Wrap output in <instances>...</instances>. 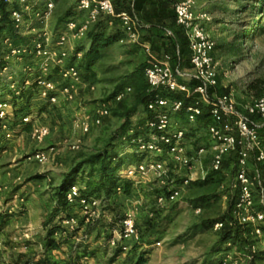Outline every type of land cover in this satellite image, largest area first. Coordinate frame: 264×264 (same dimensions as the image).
I'll return each mask as SVG.
<instances>
[{
	"label": "rangeland",
	"instance_id": "rangeland-1",
	"mask_svg": "<svg viewBox=\"0 0 264 264\" xmlns=\"http://www.w3.org/2000/svg\"><path fill=\"white\" fill-rule=\"evenodd\" d=\"M0 3L7 5L15 30L27 38L22 45H29L31 49L35 40H46V37L54 41L52 47L56 49L57 39L66 30L59 25V18L68 7L75 5L74 0H54L52 15L46 21L37 14L45 9L42 0H29L28 7L15 0H0ZM15 8L22 10L19 27L13 15ZM196 11L207 13L206 28L217 45L214 55L219 62V88L216 94L232 92L243 111L257 98L258 91H264V0H196ZM67 32L68 51L80 44L86 46L85 38H73L72 33ZM6 38H1L0 59L4 57L7 66L0 75L7 86L0 91V101L9 102L10 119L5 122L7 129L3 128L0 140V264H33L36 259L46 257L51 264H133L136 247L137 252L144 253V264H223V258L226 264H251L253 247L263 255L264 264V236L254 234L252 227L242 226L244 233L240 241L228 246L220 242L219 230L205 225L228 210L235 193V175L231 169L219 174L218 183L196 184L197 181L192 180L185 184L190 178V169L175 170L165 184L155 177L135 182L129 194L117 189L111 197L100 196L104 202L99 214L89 222L78 213V207H68L67 213L78 217V225L64 236L63 248L47 251L48 229L59 217L51 221L59 207L56 191L77 161L102 149L124 124L125 119L120 115L132 104L134 94L117 100L113 92L119 86H130L122 83L144 61V54L130 56L131 45L112 44L103 59L94 65L95 78L87 73L84 82L70 90L71 97L62 94L57 105L46 108L49 105L35 87L25 84L27 78L30 83L35 80L40 59L34 53L7 59ZM70 59L80 68L83 57L72 54ZM52 76L62 83L57 68H52ZM103 104L109 108L110 115L98 126L93 119L97 108ZM25 106L34 117L33 126H47L49 135L38 139L32 128L14 133L15 126L9 125L14 113ZM86 118L91 123L88 133L81 127ZM144 120L145 111L140 108L131 122ZM258 121L264 123V120ZM188 127L194 128L193 125ZM7 132L13 135L7 137ZM260 132L264 137V126ZM194 136L195 146L209 145L205 130H197ZM77 145L79 147L74 148ZM118 149L122 157L134 156L125 165L142 159L127 140ZM39 153H45L48 159L38 161ZM203 166L209 170V154ZM195 171L201 175L200 166L194 168ZM73 182L76 181L73 179ZM174 184L182 186L179 198L160 205L158 195ZM206 194L218 197L208 204L198 203ZM129 212L134 216L138 233L137 237L123 241L121 219ZM148 221L160 228L159 235L153 239L146 235ZM197 224L201 228L195 227ZM124 245L127 250H122Z\"/></svg>",
	"mask_w": 264,
	"mask_h": 264
},
{
	"label": "built area",
	"instance_id": "built-area-1",
	"mask_svg": "<svg viewBox=\"0 0 264 264\" xmlns=\"http://www.w3.org/2000/svg\"><path fill=\"white\" fill-rule=\"evenodd\" d=\"M11 1V0H9ZM23 6H29V0H15ZM45 9L37 13L41 19L49 20L54 8V0H42ZM117 0H74L77 9L86 13V19L79 22L71 19L65 26V32L59 36L53 49L54 41L49 37L35 40L33 49L29 45H13L10 38H6V58H19L30 53L40 59L38 75L35 80L25 79L26 85H33L38 95L46 100L50 106L58 104L60 95L70 96V90L74 86L84 82L82 72L74 64H67L69 51L66 45L69 33L73 38L83 37L91 25L102 16H111L119 20L122 34L119 42L129 45L142 44L141 20L134 10H116ZM22 10H13L17 26L21 23ZM176 22L181 27L188 40L191 51V70H185L181 66L174 68L167 56L165 59H154L145 69V76L150 89L156 94L152 98L145 111V120L132 129L126 140L133 147L134 152L142 159L138 163L127 164L119 171L122 179L138 181H150L152 177L165 184L171 179L175 170L190 169L191 175L184 182L205 180L211 171H221L224 161L231 156L236 158L235 174V220L242 226L252 227L253 233L259 237L264 236V209H258L256 203L264 207V179L260 165L264 164V142L261 136V128L258 120H264V94L254 98L242 111L232 92L224 94H212V89L219 84V62L215 58L216 41L206 28L205 18L207 13L198 14L196 0H180L175 4ZM19 27V26H18ZM150 51V49H147ZM82 57V53L77 54ZM52 68H57L62 83L52 76ZM14 84L11 85L13 87ZM131 87H125L115 95V99L121 100L131 92ZM163 93H166L163 94ZM182 93L186 98L192 99L185 104L182 98H173L170 94ZM17 94H20L18 91ZM169 94V95H167ZM71 97V96H70ZM210 107L212 121L205 126L198 125V119L203 114L201 104ZM9 102L0 101V119L4 121L3 128L7 129L6 121L10 119L8 112ZM110 115L106 104L97 108L94 115V123L102 125L104 119ZM178 115H184L180 120ZM32 114L22 118L23 123H31L32 131L38 139L49 135L50 129L46 126H33ZM258 119V120H257ZM193 125L194 128H189ZM82 130L88 133L91 130L89 118L81 123ZM197 130H205L208 146L196 145L195 134ZM7 132L6 136H12ZM79 147L74 146V148ZM209 154V170L203 166V160ZM36 158L40 162L48 159L45 153H39ZM200 166L201 175L194 172V168ZM170 185V181L168 183ZM85 185L76 181L69 186L65 193L69 206L78 207L80 214L86 218V222L97 217L99 208L104 199L97 195L83 193ZM121 189L118 188V191ZM182 191V186L171 185L166 191L161 192L157 201L160 205H166L176 201ZM200 210V209H198ZM59 228L53 237L57 242H62L64 236L73 232L78 225L76 215H60ZM121 236L123 241L137 237V228L134 216L131 212L121 219ZM223 223H216L214 228L221 230ZM161 245V242H156ZM232 246L231 242L227 243ZM127 245L122 250H127ZM250 256L251 264H263L261 255L255 247ZM36 259L33 264H37ZM226 264V259H222ZM45 264H51L49 262Z\"/></svg>",
	"mask_w": 264,
	"mask_h": 264
},
{
	"label": "trees",
	"instance_id": "trees-1",
	"mask_svg": "<svg viewBox=\"0 0 264 264\" xmlns=\"http://www.w3.org/2000/svg\"><path fill=\"white\" fill-rule=\"evenodd\" d=\"M59 1V0H57ZM160 8L163 10L170 9L180 0H159ZM118 0L116 1V10L119 12L121 10H134L137 13H140V6L143 3V0H134V6L131 4L120 7L118 5ZM77 13L76 5L70 6L66 9L65 12L59 18V25L66 26V24L74 18ZM174 22L176 23V17ZM109 24V20H101L97 23V25L89 32L88 39L91 42L89 49L84 53L83 59L80 64V70L82 75H86L90 73L94 78L96 74L92 71L93 66L103 59L105 53L108 50V47L112 44L119 42L121 34L119 32H107V26ZM172 24V22H171ZM3 36H7L10 38V41L13 45H21L27 42V38L19 35V33L15 30L12 21L10 20V12L7 10V5L5 3H0V44L1 38ZM175 36L177 38L178 43L180 44V49H183V46L188 45V40L185 35L184 30L181 28L180 30L175 31ZM3 47V45H2ZM189 47V45H188ZM3 49V48H2ZM83 49V48H82ZM80 49V50H82ZM1 51V45H0ZM78 52V51H77ZM1 54V53H0ZM4 58V57H3ZM0 59V74L2 70H4L7 66V63L4 59ZM145 65L140 66L130 74L125 77V80L122 84L130 85L126 87H131V94L133 92L134 99L132 104L127 105L124 109V113L120 115L125 119L124 124L121 128L111 136L108 141L105 143L102 149L96 151V153L90 155L87 158L81 159L77 161L75 166H73L70 171L66 174L65 179L61 186L56 191V196L59 201V207L56 209V213L51 217V221L53 222L57 216L62 214L70 215L67 213V208L71 207L68 205L65 197V193L68 190L69 186L72 185L73 179L76 181L80 179L81 182L86 180L85 189L83 191L86 195H97V196H107L111 197L118 188L123 190L125 193H130L134 183L131 180H123L119 176V171L122 167L128 163L133 157H122L119 152V149L124 143L129 134V132L138 127V125L143 122L140 121L136 124L131 122L132 118L136 115L140 108H144V111L147 110V105L149 101L154 98L156 92L150 89L148 80L145 76ZM83 72H86L85 74ZM7 85L4 83L3 78L0 75V91L3 90ZM123 86V85H122ZM119 86L113 92V96H115L119 91L125 88ZM251 87H254L252 85ZM219 88V84L217 88L212 89V94H216ZM255 88V87H254ZM257 88V87H256ZM4 91V90H3ZM262 91V90H261ZM257 93V97H260L264 94V91ZM227 93H220L221 95ZM166 95V93H163ZM169 95V94H167ZM173 98H182L185 100V104H189L192 99L186 98L182 93L170 94ZM203 114L198 119L199 126H205L209 122L212 121L210 115V107L207 104H201ZM28 107H23L22 109L17 110L14 113V117L12 118V123L9 126H15L14 133L20 132V130H30L32 128L31 123H23L22 118L25 115L30 114ZM241 110V109H240ZM9 120V118H8ZM4 121L0 119V140H2L3 135L1 132L3 131ZM9 128V127H8ZM20 128V129H19ZM5 132V131H4ZM262 136V135H261ZM263 142H264V137ZM262 176L264 179V164L260 165ZM225 169H231V172L236 174V158L234 156L228 157L222 166L221 171H210L207 178L203 181H197L196 184H202L206 181L212 182H220L219 174L222 173ZM218 197L217 195L206 194L201 196V200L198 201L200 204H208L212 198ZM235 203H236V195L231 197L229 202V207L227 212L223 215L219 216L215 221L205 223L206 226L214 228L216 223H223V227L219 230L221 243L227 244L231 242L232 245L238 243L244 233L242 229V225L238 224L235 220L234 212H235ZM256 207L258 209H264L260 204L256 203ZM146 235L149 238H152L159 235L160 228L158 224L151 223L150 221L146 224ZM195 227L201 228V225L197 224ZM59 228L58 221H54V224L48 229V235L45 239V246L47 251H52L54 249H59L61 247V242H57L53 237L54 232ZM135 252V253H134ZM134 254V263L133 264H144L146 259L144 257V253L137 252V247L133 251ZM51 263V261L46 257V259H39L37 264H45Z\"/></svg>",
	"mask_w": 264,
	"mask_h": 264
},
{
	"label": "crops",
	"instance_id": "crops-1",
	"mask_svg": "<svg viewBox=\"0 0 264 264\" xmlns=\"http://www.w3.org/2000/svg\"><path fill=\"white\" fill-rule=\"evenodd\" d=\"M117 3L120 7H124L129 4H131L132 7L134 6V0H118ZM140 8H141L140 13L136 12V14L138 15L142 23L141 26L142 44L131 45L133 50H131L130 53V56H134V57L139 56L138 55L139 53L144 54L143 55L144 61L140 62L137 68L144 65L145 67H147L150 65L152 60L165 59L168 56L174 68L181 66L185 70L188 71L191 70V63H190L191 51L188 45L183 46V49L181 50L180 44L178 43L177 38L175 36V31L181 29V27L177 25V22L176 23L174 22L176 17L175 5L172 6L170 9L163 10L162 8H160L159 0H143V3L141 4ZM74 19L78 20L79 22H83L86 19V13L83 11H79L77 9V13L74 16ZM105 19L109 20V24L107 26L108 33L119 32L120 34H122V29L118 19L111 16H102L97 22L91 25L89 31L83 37L78 38V39L85 38L87 41L86 46L82 47V44H80L78 45L79 47L75 49H73V47L71 46L73 50L69 51L70 56H72V54L76 56V54L78 53H82L84 56V53L89 49L91 44V42L88 39L89 32L97 25L99 21ZM81 47L83 48L82 50H80ZM147 49H150V51H147ZM70 56L66 61L67 64H72ZM92 70L96 72L94 66ZM46 108H51V107L49 105ZM177 118L180 120H184L185 116L178 115ZM76 181H81V180L77 179ZM83 183L85 185L86 180H84ZM75 208L76 207H73V209ZM77 209H78V213L80 214L79 208ZM60 248H63V245Z\"/></svg>",
	"mask_w": 264,
	"mask_h": 264
}]
</instances>
